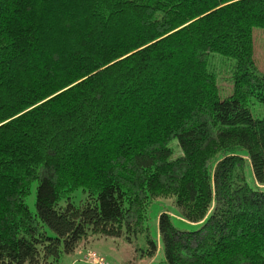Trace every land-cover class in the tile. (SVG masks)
I'll list each match as a JSON object with an SVG mask.
<instances>
[{
	"label": "trees",
	"instance_id": "16d2710c",
	"mask_svg": "<svg viewBox=\"0 0 264 264\" xmlns=\"http://www.w3.org/2000/svg\"><path fill=\"white\" fill-rule=\"evenodd\" d=\"M255 29L264 0H0V264H264ZM170 199L195 231L153 232Z\"/></svg>",
	"mask_w": 264,
	"mask_h": 264
},
{
	"label": "rangeland",
	"instance_id": "374dc122",
	"mask_svg": "<svg viewBox=\"0 0 264 264\" xmlns=\"http://www.w3.org/2000/svg\"><path fill=\"white\" fill-rule=\"evenodd\" d=\"M254 39H255V58L259 68L264 71V30L255 29L254 31ZM228 83H222L223 87H225ZM228 94V92H227ZM230 94V93H229ZM247 179L250 184L253 182V177L251 172H247ZM36 185H34L32 195L27 199V204L32 212H36ZM83 198V193L79 192L75 195L74 201L78 204L81 199ZM165 212H169L170 215L173 217L175 224L178 228L183 230L195 231L197 228L176 216L177 208L175 206L174 200H162L154 204L151 210V220L150 225L152 227L153 232H156V225L159 217L164 214ZM153 224V225H152ZM111 241V242H110ZM108 242H99L96 241L90 244V250L95 252H88V254H94L96 260L98 259L97 263L93 262L95 260L91 259L93 264H101L100 263V255L107 259L110 264H161L162 259L164 258L163 253L159 252L158 255L151 261L146 260L142 262V259L139 257L140 252H138V246L130 247L126 243L121 241H114L110 240ZM86 246V245H85ZM87 253L84 252V247L82 245L75 253L71 255H63L60 262L57 264H80L83 261L84 256ZM83 263V262H82Z\"/></svg>",
	"mask_w": 264,
	"mask_h": 264
},
{
	"label": "built area",
	"instance_id": "2783aa9c",
	"mask_svg": "<svg viewBox=\"0 0 264 264\" xmlns=\"http://www.w3.org/2000/svg\"><path fill=\"white\" fill-rule=\"evenodd\" d=\"M94 262H95V263H97V261H96V260H94Z\"/></svg>",
	"mask_w": 264,
	"mask_h": 264
},
{
	"label": "bare ground",
	"instance_id": "6f19581e",
	"mask_svg": "<svg viewBox=\"0 0 264 264\" xmlns=\"http://www.w3.org/2000/svg\"><path fill=\"white\" fill-rule=\"evenodd\" d=\"M97 261H99V260L97 259ZM100 263H101V261H100Z\"/></svg>",
	"mask_w": 264,
	"mask_h": 264
}]
</instances>
